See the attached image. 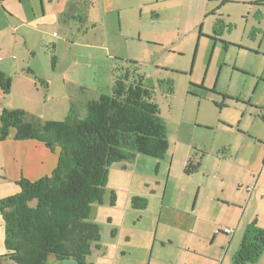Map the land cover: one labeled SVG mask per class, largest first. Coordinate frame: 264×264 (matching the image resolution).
Returning <instances> with one entry per match:
<instances>
[{
  "label": "rangeland",
  "instance_id": "obj_1",
  "mask_svg": "<svg viewBox=\"0 0 264 264\" xmlns=\"http://www.w3.org/2000/svg\"><path fill=\"white\" fill-rule=\"evenodd\" d=\"M110 1L112 9L106 2L100 4L94 30L85 25L84 35L71 27L66 39L51 22L42 37L19 29L20 20L9 18L0 5V71L10 79L5 96L10 106L27 104L35 111L34 101L39 100L38 106L50 111L59 101L62 81L72 101H79L75 95L80 86L90 96L91 90L108 93L120 69L136 67L153 89L169 149L161 160L137 155L126 163V172L111 166L106 191L118 192V206L95 205L91 220L107 230V218L126 209L128 192L141 191L147 196L148 208L142 221L139 212H133V218L137 225L153 231L166 185L167 201L199 193L202 211L207 198L242 202L264 161V0H227L219 9L224 0ZM221 17L231 24L230 32L221 28L214 42L212 24ZM220 40L228 44L227 49ZM50 43L56 44L55 53ZM29 48L37 49L36 54H30ZM28 68L35 74L28 73ZM21 77L33 80V85ZM38 80H46L53 90L38 93L34 87L40 84ZM41 109L37 112L46 114ZM53 111L57 117L58 110ZM56 119L62 122L65 117ZM192 155L202 159V165L197 173L185 177L182 162ZM155 181L160 182L159 197L149 191L157 187ZM4 236L0 216V253H6Z\"/></svg>",
  "mask_w": 264,
  "mask_h": 264
},
{
  "label": "trees",
  "instance_id": "obj_2",
  "mask_svg": "<svg viewBox=\"0 0 264 264\" xmlns=\"http://www.w3.org/2000/svg\"><path fill=\"white\" fill-rule=\"evenodd\" d=\"M221 28L225 26L217 20V35ZM55 63L52 52V69ZM129 69L117 72L109 93L86 103L82 117L73 106L62 122L27 121L21 109L0 111V142L14 131L15 141L35 140L53 153L58 151L49 176L35 181L21 178L20 191L0 199L6 258L13 263L46 264L54 258L91 264L88 259L93 250H99L101 240L100 228L91 220L92 210L105 204L111 166L131 163L137 155L157 160L166 155L169 141L153 89L136 67ZM38 81L47 88L44 80ZM9 88L10 79L0 72L2 94L7 95ZM168 90L172 94L171 86ZM201 160L189 157L183 174L197 173ZM115 201V193H109V206ZM131 205L143 209L146 201L134 197ZM263 254L264 229L253 220L245 228L232 264H253Z\"/></svg>",
  "mask_w": 264,
  "mask_h": 264
},
{
  "label": "crops",
  "instance_id": "obj_3",
  "mask_svg": "<svg viewBox=\"0 0 264 264\" xmlns=\"http://www.w3.org/2000/svg\"><path fill=\"white\" fill-rule=\"evenodd\" d=\"M105 2L109 5L110 9L113 8L110 0H1L0 5L3 12L9 18H13L14 20L18 18L20 20L18 24L19 29L25 28L42 37L45 33V27H48V23L51 22V24L58 27L59 33L66 39L67 33L71 34V27L78 34L82 32L81 34L84 35L88 31L85 25L90 26L94 30L98 25L96 20L97 13L101 8L100 4L102 6ZM226 2L228 1H222L217 9ZM15 5L20 6L21 9H16ZM209 14L211 16L214 13L210 12ZM209 14H206L205 17ZM217 20L223 22V26H225L227 32H230L231 25L222 17L215 19L211 28V33L214 35L211 37V40L214 42H217V39H219L215 33V22ZM74 23L76 25H73ZM81 25H84V27ZM16 29L14 27L13 30ZM200 36L201 34H199ZM41 39L43 43V38ZM220 41L224 44L225 49H227L228 44L222 40ZM50 44L54 46V51L56 52V44ZM28 51H30V54L35 55L37 49L29 48ZM1 63L2 61H0V65ZM30 71L35 74L34 69ZM21 78L33 85V80ZM44 81L47 83V88H44L40 84L37 86L34 84L35 91L40 93V89H44V91L49 93L53 90V87L46 80ZM78 89L81 91L76 92L75 96H78L81 100L72 101L68 87L62 81L58 89V96L56 97L57 101H59L56 102V106L50 111L41 109L40 103L38 106L39 100L34 101L36 103L35 111L28 108L27 104L10 106L12 103L0 91V111L3 108L21 109L26 112L27 121H57L56 118L58 117L60 119L66 117L70 107L73 106L79 116L82 117L85 113L86 103L89 100L96 99L101 94H106L100 90H91L92 95L90 96L85 86H80ZM25 97H28L27 94ZM55 108L59 113L57 117L55 116V111H53ZM39 109L43 110L46 114L37 112ZM240 124L242 125V120L238 123V127H240ZM13 137L14 131H11L7 139L0 142V199L18 193L20 189L17 183L21 178L35 181L49 176L56 167L58 160V151L53 153L44 144L35 140L15 141ZM189 157L191 156L185 158L184 164L182 162L183 167ZM126 163L128 162L114 165H118L120 170L126 172L128 170ZM263 169L264 161L262 168L259 169L258 176L254 180V187L252 186L250 193L246 191L247 198L244 197L242 202L235 203L226 200L221 202L216 198H207L208 204L207 206L204 205L203 211L198 204L199 193H196L194 197L190 194H182L180 197L175 198L174 202H172L171 198L167 201V185L160 196L158 189L160 182L155 181L157 187L151 186L149 187V191L152 196H160L161 201L153 231H150L146 225H137L133 218V212H139L140 218L142 217L141 221L145 216L144 213L148 208L145 192H128V205H126V209L107 218L108 229L104 230L100 228L101 240L99 242V250L92 251L88 262L91 264H118L119 261L122 264H232L233 256L239 248L246 226L251 221L256 220L257 225L264 229ZM247 171H251L250 166L247 167ZM136 176L141 177L138 174ZM184 176L187 177L186 175ZM169 180L170 175L167 181ZM144 184L147 188L148 183L144 182ZM111 192H114L116 195L115 204L114 206H109V194H107L104 206L117 207L119 194L116 190H112ZM134 197L144 199L146 207L143 209L134 208L131 205V199ZM250 205L252 206L249 209ZM207 209L212 212V215H210ZM261 216H263V220H261ZM221 228H230L233 230V233L231 235L215 233L217 229ZM11 263L12 261L6 258V253H0V264ZM46 264L75 263L72 260L61 262L54 258H49ZM253 264H264V254Z\"/></svg>",
  "mask_w": 264,
  "mask_h": 264
},
{
  "label": "built area",
  "instance_id": "obj_4",
  "mask_svg": "<svg viewBox=\"0 0 264 264\" xmlns=\"http://www.w3.org/2000/svg\"><path fill=\"white\" fill-rule=\"evenodd\" d=\"M247 191H251V188H247ZM215 233H223L225 235H231L233 233V230L230 228H221V229H217Z\"/></svg>",
  "mask_w": 264,
  "mask_h": 264
}]
</instances>
